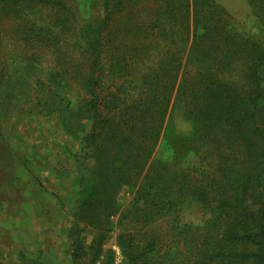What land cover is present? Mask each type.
<instances>
[{
	"label": "trees",
	"instance_id": "1",
	"mask_svg": "<svg viewBox=\"0 0 264 264\" xmlns=\"http://www.w3.org/2000/svg\"><path fill=\"white\" fill-rule=\"evenodd\" d=\"M247 2L264 38V0ZM96 4L82 19L65 0H0V118L53 116L78 142L70 264H115L116 229L122 264H264L263 38L217 0ZM189 201L212 217L179 228Z\"/></svg>",
	"mask_w": 264,
	"mask_h": 264
},
{
	"label": "rangeland",
	"instance_id": "2",
	"mask_svg": "<svg viewBox=\"0 0 264 264\" xmlns=\"http://www.w3.org/2000/svg\"><path fill=\"white\" fill-rule=\"evenodd\" d=\"M65 1L82 19L101 10L99 4L92 8L91 0ZM217 3L229 12L238 29L263 38L247 0H217ZM62 97L72 108L76 107L74 90L63 92ZM171 114L175 133L188 135L192 123L185 117L183 105L177 102ZM77 150L78 142L59 128L53 116L0 118V264L71 263L67 233L72 225L77 178L70 153ZM174 158L172 148L161 140L154 159L171 163ZM197 163L198 158L190 155L179 165L187 169ZM131 198L124 190L119 201L125 207ZM211 217L209 210L189 201L173 219L182 228L201 224ZM118 233V229L112 232L106 248H113L117 256L115 264H122L116 246ZM87 235L90 243L92 238Z\"/></svg>",
	"mask_w": 264,
	"mask_h": 264
}]
</instances>
